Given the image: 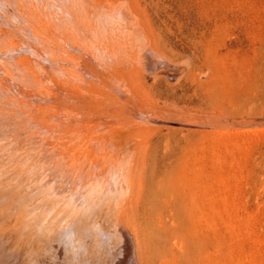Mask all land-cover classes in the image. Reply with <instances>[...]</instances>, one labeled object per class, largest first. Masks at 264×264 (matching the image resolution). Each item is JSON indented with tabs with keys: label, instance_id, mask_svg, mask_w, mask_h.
Masks as SVG:
<instances>
[{
	"label": "rangeland",
	"instance_id": "rangeland-1",
	"mask_svg": "<svg viewBox=\"0 0 264 264\" xmlns=\"http://www.w3.org/2000/svg\"><path fill=\"white\" fill-rule=\"evenodd\" d=\"M125 1L113 2L98 18L114 43L103 44V53L111 61L125 60L124 79L138 73L144 94L133 89L129 96L146 98L154 112L133 122L119 118L123 143L138 146L132 148L143 157L138 225L147 264H264V0ZM109 27L125 30L124 37ZM135 32L146 50L153 49L152 58L141 56L145 65L131 51ZM98 78L97 84L110 83ZM163 118L193 125L162 124ZM33 186H18L20 197L3 224L37 206L27 200ZM90 229L81 226L79 238L94 248L100 235ZM58 251L56 262L62 264Z\"/></svg>",
	"mask_w": 264,
	"mask_h": 264
},
{
	"label": "bare ground",
	"instance_id": "bare-ground-1",
	"mask_svg": "<svg viewBox=\"0 0 264 264\" xmlns=\"http://www.w3.org/2000/svg\"><path fill=\"white\" fill-rule=\"evenodd\" d=\"M116 1L0 0V264H49L56 262V250L62 264H102L100 259L103 264H147L138 225L143 157L134 145L123 143L127 137L120 122L122 114L133 122L152 113L145 95L129 96L133 89L141 90L138 73L135 79L131 76L139 85L127 81L120 71L128 65L125 60L111 61L102 51L103 44L114 43L98 14L111 10ZM80 7L85 12L79 13ZM113 31L119 36L126 32ZM136 35L131 51L135 61L144 63L142 57L151 56L153 49L146 50L142 36ZM99 75L110 83L97 84ZM121 91L129 97L123 98ZM159 120L176 126L180 122ZM19 182L35 185L33 191L29 187L33 198L27 200H36L37 206L3 224L4 213L20 197ZM84 224L99 226L94 229L99 233L90 229L100 235L97 247L79 238Z\"/></svg>",
	"mask_w": 264,
	"mask_h": 264
}]
</instances>
